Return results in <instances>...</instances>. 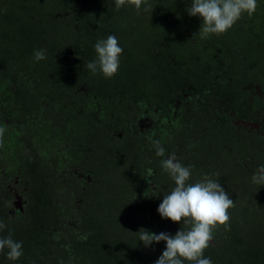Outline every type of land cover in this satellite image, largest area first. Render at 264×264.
<instances>
[{
  "label": "trees",
  "instance_id": "obj_1",
  "mask_svg": "<svg viewBox=\"0 0 264 264\" xmlns=\"http://www.w3.org/2000/svg\"><path fill=\"white\" fill-rule=\"evenodd\" d=\"M191 2L0 0V237L23 244L0 264H155L166 242L135 233L190 227L158 212L172 154L189 183L208 175L235 204L204 257L264 264V186L252 181L264 165V0L206 39ZM108 35L123 49L112 78L85 68Z\"/></svg>",
  "mask_w": 264,
  "mask_h": 264
},
{
  "label": "clouds",
  "instance_id": "obj_2",
  "mask_svg": "<svg viewBox=\"0 0 264 264\" xmlns=\"http://www.w3.org/2000/svg\"><path fill=\"white\" fill-rule=\"evenodd\" d=\"M117 9L126 3L133 4L140 10L146 0H114ZM257 7V0H192L191 6L186 9L192 17H200L203 21L199 34L202 39L210 35H220L228 31L243 14L251 16ZM149 7L144 11L148 12ZM96 59L85 64V68L92 74L97 71L105 78H112L119 70L120 56L123 49L119 46L115 35H108L106 39H100L94 45ZM46 50H34L33 58L39 62L46 59ZM5 129L0 127V138ZM156 155L165 156V149L159 141H153ZM161 166L174 181L175 187L167 193L158 207L162 218L170 219L175 223L190 225L183 227L173 236L161 232L159 234L149 232L141 228L138 233L139 240L145 247L153 243L166 242V248L155 264H184L185 261L192 264H212L211 258L204 257V251L213 240V230L217 226L228 227L230 220L229 210L235 206L228 192L217 181L205 175L200 181L189 183L191 168L184 166L172 154L162 159ZM253 183L264 186V165H260L252 176ZM17 199V198H16ZM15 199V200H16ZM6 228L0 222V231ZM23 244L13 239L9 234L0 237V252L7 249V258L17 261L23 255Z\"/></svg>",
  "mask_w": 264,
  "mask_h": 264
},
{
  "label": "flooded vegetation",
  "instance_id": "obj_3",
  "mask_svg": "<svg viewBox=\"0 0 264 264\" xmlns=\"http://www.w3.org/2000/svg\"><path fill=\"white\" fill-rule=\"evenodd\" d=\"M144 116L146 117L144 121H149L151 119V117H150L151 115L145 114ZM255 125H257V124H255ZM31 172L33 174H35V171L31 170ZM9 187H10V191L12 192V196H15V198H16V195L22 196L21 193L16 188H12V187H14L13 185H9ZM21 202H22V204H24L25 201L23 198H22Z\"/></svg>",
  "mask_w": 264,
  "mask_h": 264
},
{
  "label": "water",
  "instance_id": "obj_4",
  "mask_svg": "<svg viewBox=\"0 0 264 264\" xmlns=\"http://www.w3.org/2000/svg\"><path fill=\"white\" fill-rule=\"evenodd\" d=\"M16 200H15V204H16V206L18 207V208H20V209H23V207H22V203H21V200H22V198H21V196H19V195H16Z\"/></svg>",
  "mask_w": 264,
  "mask_h": 264
},
{
  "label": "rangeland",
  "instance_id": "obj_5",
  "mask_svg": "<svg viewBox=\"0 0 264 264\" xmlns=\"http://www.w3.org/2000/svg\"><path fill=\"white\" fill-rule=\"evenodd\" d=\"M143 127H144V125H143Z\"/></svg>",
  "mask_w": 264,
  "mask_h": 264
}]
</instances>
